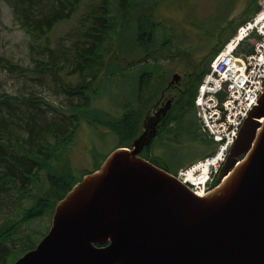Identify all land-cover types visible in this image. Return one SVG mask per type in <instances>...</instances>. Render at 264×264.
Listing matches in <instances>:
<instances>
[{"label":"trees","instance_id":"1","mask_svg":"<svg viewBox=\"0 0 264 264\" xmlns=\"http://www.w3.org/2000/svg\"><path fill=\"white\" fill-rule=\"evenodd\" d=\"M1 1L10 8L15 22L29 38L31 64L23 65L0 55V68L16 76L20 75L34 87L38 86L42 90L45 88L49 95L65 98L67 103L54 104L31 90L22 95L0 93V211H3L10 200L9 188L24 203L17 208L20 210L17 218L8 216L0 223V264H9L10 259H13V264L38 242L34 241L36 238H32L34 233L37 234L38 228H26L23 231V226L46 214L52 215L57 201L82 179L74 176L71 158L66 156V150L76 142L83 118L95 128L100 125L119 135L120 147L130 146L133 139L141 133L143 118L139 125L136 120L134 128L128 130L120 125L122 117L127 113L117 118L115 114L95 110L93 106L94 100L99 98L101 92L104 93V84L120 68L122 59L112 43L121 37L123 29L137 28L133 25L140 2L92 0L79 16L78 24L72 27V32L53 39L51 35L54 29L60 23L71 20L85 0ZM260 8L259 0H249L240 20L231 19L223 27L232 28L231 34L224 41H217L205 56L200 57L193 66L198 70L192 74L190 81L189 76H185L186 85H183L171 111V115L175 116L165 119L158 128V138L164 147L169 149L183 143L198 142L204 150L197 159L215 150V141L202 131L197 117L195 97L198 86L218 54L233 41L237 28L255 16ZM138 24V28H143L142 23ZM161 24V21L156 23L157 26ZM151 26L155 27L152 21L149 28ZM140 34L143 35L141 32ZM140 44L137 39L135 43L132 42L131 51L138 55L131 62L123 60L124 68L131 64L136 67L138 63L148 62L155 57L152 55L156 50L154 44L139 47ZM253 50L250 40L243 39L234 52L245 55L251 54ZM179 52V49H171L169 54H162L161 58H174L179 56ZM143 75L157 79L155 82L160 90L168 80L164 81L159 66L156 75L148 70L143 71ZM23 85L26 90L29 84ZM170 120L174 124L169 123ZM126 130L133 136L132 139L124 138ZM181 161L180 157L177 158L173 169L170 168V163L166 164L165 170L177 174L181 167L193 162ZM100 166L101 164L96 169ZM27 200L31 201L26 203ZM16 242L20 245L18 249L12 247Z\"/></svg>","mask_w":264,"mask_h":264},{"label":"water","instance_id":"2","mask_svg":"<svg viewBox=\"0 0 264 264\" xmlns=\"http://www.w3.org/2000/svg\"><path fill=\"white\" fill-rule=\"evenodd\" d=\"M171 103L57 201L47 234L13 264H264V91L204 196L140 155Z\"/></svg>","mask_w":264,"mask_h":264},{"label":"rangeland","instance_id":"3","mask_svg":"<svg viewBox=\"0 0 264 264\" xmlns=\"http://www.w3.org/2000/svg\"><path fill=\"white\" fill-rule=\"evenodd\" d=\"M248 1L139 0L138 8L140 9L133 25L137 28H126L125 31L123 29L120 32L121 37H118L117 42L114 40L112 43L122 61L120 62V68L117 69L118 72L111 76L110 81L104 84V93L101 92L99 98L94 100L95 110L100 109L113 113L117 118L121 117L123 113H127L128 115L122 117L123 120L120 123L125 129L131 130L134 128L136 120L139 125V121L144 118L148 106L152 105L155 98L160 95V88L155 82L157 79L154 80L148 75H143V71L148 70L156 75L159 66L164 81H166L167 78H172L174 73L182 75L193 70L195 63L201 59L202 55L207 54L209 48L219 40L224 41L231 34L232 28L224 29L223 27L231 19L240 20ZM91 2L92 0H85L79 12L71 20L60 23L52 32V38L56 39L67 32H72V27L78 24L79 16ZM151 21L155 24V27L151 26L149 28ZM158 21L162 22L160 26L156 25ZM138 23H142L143 28H138ZM140 32L143 34L142 36ZM136 39L141 42L139 47L154 44L156 50L152 55H155V57L150 58L148 62L138 63L136 67L131 64L124 68L125 61L131 62L138 55V53L131 51L132 42L135 43ZM252 40L253 38L250 39L251 43ZM171 49H179V56L170 59L161 58L162 54H169ZM0 55L14 59L23 65L31 64L29 38L15 22L10 8L1 0ZM24 83L29 84L26 90H24ZM29 90L41 94L45 100H49L54 104H67L65 98L58 95H49L45 88L42 90L38 86L34 87L20 75L16 76L0 68L1 94L17 93L22 95V93ZM141 124L143 125V120ZM142 125L140 128H142ZM132 137L127 130L124 132L125 139L129 140ZM75 139L76 142L66 150V156L71 158L72 171L76 178H81L95 170L115 148L120 147L121 141L119 135L100 125L99 128L93 127L86 118H83ZM162 144L163 142L158 138L153 147H156V152L165 161L172 164L177 161V156L180 157V160L193 161L199 158L202 150H204V148H200L198 142L183 143L179 146H171L169 149ZM42 177L44 178V176ZM9 189L11 191L9 193L10 200L7 201L3 211H0V223L8 216L17 218L20 212L17 208L24 204L14 190ZM30 201L27 200L26 203ZM52 217L53 214H46L43 218L24 225L22 230L37 227V234L34 233L32 238H36L34 241L39 242L49 231ZM14 245L12 247L20 248L17 242ZM12 260L10 259L8 263L11 264Z\"/></svg>","mask_w":264,"mask_h":264},{"label":"built area","instance_id":"4","mask_svg":"<svg viewBox=\"0 0 264 264\" xmlns=\"http://www.w3.org/2000/svg\"><path fill=\"white\" fill-rule=\"evenodd\" d=\"M259 5L255 16L237 28L198 87L197 115L217 145L213 153L182 167L177 176L199 196L214 186L242 124L264 91V0ZM252 38V54L234 52L239 41Z\"/></svg>","mask_w":264,"mask_h":264},{"label":"flooded vegetation","instance_id":"5","mask_svg":"<svg viewBox=\"0 0 264 264\" xmlns=\"http://www.w3.org/2000/svg\"><path fill=\"white\" fill-rule=\"evenodd\" d=\"M196 70H198V68H193V70H191V71H189L187 73H184L182 75L180 74L181 75V79L177 83L169 86L170 81L173 78V75L175 73L172 74V78H169L168 79L167 83L160 90V95L157 98H155V100L153 101L152 105H150L147 108V110H146V112L144 114L143 125H142V128H141V133H143V131H144V121H145L146 116H149L151 118V120H148L146 122V124H148L151 121L154 122V120L156 121L157 118H158L157 117L158 110L162 109L163 107H166L168 105V102L170 100L172 101L171 108L166 112V114L165 115L159 114V118H161V120L158 122L157 132H156L154 138L152 139V142L150 143V145L146 146L142 150V152L140 153V155L142 157L148 159L149 161H151L152 163H154L155 165H157V166H159V167H161L163 169H165L164 166H166V164L167 165H170L171 164L170 165V168L173 169L175 167V165H176V162H174V164H172V163L169 164V162L167 163V161H165L162 158V156L159 155L156 152V150H155L156 147H153L154 142H157V140H158V136H159L158 135V131H159L158 128H159V125L165 119H167V118L169 119V118H172V117L175 116V114L174 115H171V114H173L171 111H172V108L174 106V103L176 102V100H177L180 92H182V90H183V85H186L185 76H187V77L189 76V80L188 81H190V79L192 77V74L195 73ZM169 115H171V116L169 117ZM169 123L174 124V122L172 120H170ZM177 158H179V156H177ZM177 158H176V160H177ZM186 161H189V160L184 159L181 162L183 163V162H186ZM167 171H170V170H167ZM170 172H172V171H170Z\"/></svg>","mask_w":264,"mask_h":264},{"label":"bare ground","instance_id":"6","mask_svg":"<svg viewBox=\"0 0 264 264\" xmlns=\"http://www.w3.org/2000/svg\"><path fill=\"white\" fill-rule=\"evenodd\" d=\"M252 53H253V52H252ZM252 53H251V54H252ZM246 55H250V54H246Z\"/></svg>","mask_w":264,"mask_h":264}]
</instances>
